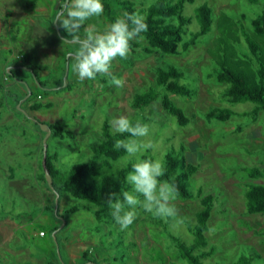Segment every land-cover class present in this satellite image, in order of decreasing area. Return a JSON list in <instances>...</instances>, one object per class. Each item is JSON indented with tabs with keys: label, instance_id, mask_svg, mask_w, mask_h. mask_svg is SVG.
I'll list each match as a JSON object with an SVG mask.
<instances>
[{
	"label": "rangeland",
	"instance_id": "rangeland-1",
	"mask_svg": "<svg viewBox=\"0 0 264 264\" xmlns=\"http://www.w3.org/2000/svg\"><path fill=\"white\" fill-rule=\"evenodd\" d=\"M262 1L195 0L188 3L184 13L193 15L196 5L208 2L215 21L211 30L187 51L157 58L145 53L142 45L138 48L130 45L127 58L117 57L112 62L111 75L98 74L95 80L77 78L73 71V53L79 45L63 37L67 33L61 27L63 34L57 33L63 40L54 46V56L43 53L41 58H30L23 48H16L17 53L11 56L7 48L0 47V95L3 97L0 108V222L3 228L14 231L9 241H0V264H189L185 259L171 257L168 236L172 233L187 243L193 241L182 219L195 223V214L201 208L198 199H177L178 216L168 221L137 207L133 224L121 230L108 206H93L67 193L55 195L49 183L38 180L46 136L41 123L66 125L74 135V138L60 139L50 134L46 140L48 152L57 154L54 168L64 174L76 163L91 159L92 148L102 139L105 122L111 133H117L112 130L110 121L119 115H126L133 121L139 119L149 126V134L143 139L151 146L142 157L160 160L164 165L165 154L173 152L198 166L187 179V188L195 193L202 187L203 194L214 197L204 233L206 248L211 254L201 259L202 264H235L242 256L252 257L251 264H264V215L247 213L244 197L246 183H264V176L248 177L251 168L264 169V111L261 110L255 120L253 116L237 114L225 121L206 117V112L215 107L239 113L249 112L255 106L250 101L226 102L222 93L227 85L216 81L214 70L218 60L215 57L223 54L220 44L227 38L230 42L239 39V43L234 44V56L247 52V44L237 31V25H243L264 52V36L255 35L250 26V19L262 10ZM64 3L65 0L62 5ZM105 3L116 8L115 1ZM241 13L245 18L240 22ZM105 14L103 11L100 16L86 21V27L82 26L79 31L80 36L83 37L88 28L103 31L109 24ZM226 17L235 23L222 22ZM25 23L26 16L12 22V35L19 27V36L34 38ZM197 27L196 21L190 25L191 29ZM49 40L38 38L40 43H49ZM7 61L9 65L4 73ZM27 64L35 68L43 85L38 84ZM169 65L181 71V83H186L191 91L190 96L166 92L189 118L184 126L163 109L160 97L165 93L155 84L156 70ZM9 67L13 73H8ZM112 76L123 79L124 86L118 88L112 84ZM150 88H157L160 97L146 106L132 107L134 95ZM36 102L42 107L32 111L29 104ZM45 103L50 106L44 107ZM131 162L125 153L111 160L110 165H103L101 161L100 172L117 170ZM54 183L58 185V177ZM53 202L54 207L48 208ZM73 206L78 209L67 211Z\"/></svg>",
	"mask_w": 264,
	"mask_h": 264
},
{
	"label": "trees",
	"instance_id": "trees-1",
	"mask_svg": "<svg viewBox=\"0 0 264 264\" xmlns=\"http://www.w3.org/2000/svg\"><path fill=\"white\" fill-rule=\"evenodd\" d=\"M117 2L116 8L112 9L109 3ZM249 3H257L260 0H247ZM195 0H108L104 1L103 11L108 18V23L112 22L116 17L123 16L124 13H138L144 19L147 25L146 31L141 33L140 37L133 39L130 45L140 47L148 54H154L157 58H162L166 54H181L187 51L190 46L194 45L201 36L208 33L215 21L213 8L208 2H202L194 7L193 15L184 13L185 5L194 3ZM261 12L250 19L252 31L257 36H264V0L262 1ZM245 18V14H240V22ZM222 22H234L229 17L224 18ZM196 21L197 28L191 29L190 25ZM238 24V21H236ZM58 25V24H57ZM238 32L241 33L247 44L248 50L244 54L234 56V44L239 43V39H231L222 41L220 44L223 54L215 57L217 67L214 70L215 79L219 83L226 84L222 96L226 102L235 104L243 101H250L255 104L251 111L236 113L226 107L211 108L206 112L208 120L216 119L220 121L228 120L233 114L239 116H253L255 120L258 113L264 111V52L260 45L252 38L249 33L244 30L243 25H237ZM58 28H61L58 25ZM63 34V33H61ZM64 35V34H63ZM143 39V40H142ZM219 53V51H218ZM31 68V73L39 85H43L40 81L35 68ZM8 73H13L11 68ZM4 73H7L6 66ZM12 77V76H11ZM182 73L174 65L168 67H159L156 70L155 84L162 89L165 94L160 97L157 88H150L143 93H136L131 101L134 108L146 106L156 98H161V106L163 109L175 116L177 123L184 126L189 122V118L184 114L183 110L175 105L173 101L166 95V92L180 94L182 96H190L191 91L186 83H181ZM5 80V79H4ZM2 86L0 84V92ZM31 94V93H30ZM2 99L0 95V108L2 107ZM49 103H45L44 107H49ZM42 104L31 103L29 108L34 111L40 109ZM51 135L63 139L64 137L74 138L72 131L67 129L66 125L59 123L48 124ZM238 128L237 130H239ZM129 137L128 133H111L107 122L103 125L102 139L92 148V157L86 162L76 163L66 173L61 174L57 171L53 162L56 161L57 154H50L46 144V151L42 154V172L38 175V180L48 184L45 172L51 177L49 186L53 189V193L61 195L67 193L77 199L89 202L93 206H107V197L109 193H115L117 197L122 199V192L129 189L126 183V175L131 169V163L126 167L106 173L100 172V162L103 165H110L111 160H116L126 152L123 149L115 148V141ZM44 145H42L43 149ZM173 151V150H172ZM142 158H147L143 156ZM165 174L160 179L173 180L178 192L179 200L198 199L201 208L195 214V223L182 219L187 224L188 230L193 236V241L187 243L181 240L175 234L169 233L170 245L172 247L173 259H185L189 264H202L201 259L210 256L211 252L206 248L207 240L205 231H207V222L211 214L214 204V197L211 194H203L202 187H199L195 193L190 192L187 188V179L193 175L198 166L187 162L184 157L179 158L173 152H167L164 158ZM264 169L251 168L248 177L252 179L262 178ZM9 177H14L9 174ZM55 177L59 178L58 185H55ZM246 212L253 214L259 213L264 215V183H246L244 190ZM54 207L53 204H48ZM47 206H45L47 208ZM78 208L71 207L67 211L73 212ZM97 210V209H96ZM95 210V212H96ZM106 222V221H105ZM166 227V224H165ZM259 255V254H258ZM252 257L242 256L235 264H251ZM156 264H165L164 262H156Z\"/></svg>",
	"mask_w": 264,
	"mask_h": 264
},
{
	"label": "clouds",
	"instance_id": "clouds-1",
	"mask_svg": "<svg viewBox=\"0 0 264 264\" xmlns=\"http://www.w3.org/2000/svg\"><path fill=\"white\" fill-rule=\"evenodd\" d=\"M62 9L56 22L79 45L73 53V71L81 81L95 80L98 74L111 75L112 62L117 57L127 58L130 42L147 29L141 15L124 13L103 31L88 28L81 37L79 31L84 23L103 13L102 0H65ZM111 83L118 88L124 86L123 79L115 76H112ZM110 126L114 132L129 134L128 139L116 140L114 146L123 149L132 161L126 175L129 189L122 192V199L115 193H109L107 197V206L115 222L121 230L128 229L137 218V207L155 218L175 220L178 216L175 201L179 192L174 181L160 179L165 174L162 161L142 158L143 152L151 146L143 139L149 134V126L126 115L114 116Z\"/></svg>",
	"mask_w": 264,
	"mask_h": 264
},
{
	"label": "crops",
	"instance_id": "crops-1",
	"mask_svg": "<svg viewBox=\"0 0 264 264\" xmlns=\"http://www.w3.org/2000/svg\"><path fill=\"white\" fill-rule=\"evenodd\" d=\"M32 1L31 4H23L17 0H0V47L7 48L11 56L17 53L16 48H23L28 52L27 55L30 58H33V56L41 58L43 57V53L46 56L49 54L54 56V46L59 44V41L63 40L62 36L73 39V37L71 38V36H67V34H61L62 36H60L52 23L53 17L63 10L61 5L64 0H53L52 2L49 0ZM22 16H26L25 24L29 26L30 36L34 37L32 39H28L25 35L19 36V27L16 28L15 35L11 33V23L20 19ZM83 26L86 27V23H84ZM40 37L49 38V43H40L38 41ZM33 40L35 42H33ZM57 54L59 55V53ZM8 65L9 62L7 61L5 66L7 67ZM8 222L7 220L6 223ZM15 225L16 224H14V226ZM13 233V229L7 230L3 228L0 222V241L2 243L9 241ZM34 260L37 262L40 261L36 260V258H34Z\"/></svg>",
	"mask_w": 264,
	"mask_h": 264
},
{
	"label": "water",
	"instance_id": "water-1",
	"mask_svg": "<svg viewBox=\"0 0 264 264\" xmlns=\"http://www.w3.org/2000/svg\"><path fill=\"white\" fill-rule=\"evenodd\" d=\"M53 26H55V29L57 32H59V28H58V25H57V22H56V19L54 20V23H53ZM30 70V69H29ZM41 125V130L45 131L46 132V136L44 137L43 139V145H44V152L46 151V140L48 138V136L51 134V130L48 128V125L46 124H40ZM46 177H47V181L48 183H51V177L50 175L48 174V172H46Z\"/></svg>",
	"mask_w": 264,
	"mask_h": 264
}]
</instances>
